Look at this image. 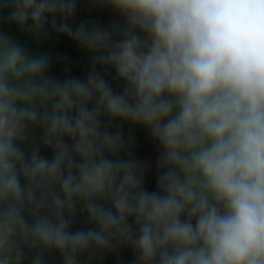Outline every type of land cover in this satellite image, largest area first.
<instances>
[{"label": "clouds", "instance_id": "1", "mask_svg": "<svg viewBox=\"0 0 264 264\" xmlns=\"http://www.w3.org/2000/svg\"><path fill=\"white\" fill-rule=\"evenodd\" d=\"M78 2L0 0V264H264V0H89L124 23L74 26ZM5 25L67 37L85 78Z\"/></svg>", "mask_w": 264, "mask_h": 264}, {"label": "trees", "instance_id": "2", "mask_svg": "<svg viewBox=\"0 0 264 264\" xmlns=\"http://www.w3.org/2000/svg\"><path fill=\"white\" fill-rule=\"evenodd\" d=\"M81 21H89L91 23H98L100 26H106L113 22V13L111 10L105 7H92V8H80L77 9V13L73 19L74 26L79 24ZM121 23V22H120ZM4 30L7 31L14 38L19 40L21 44L32 55H37L42 52H48L53 57V64L50 70V74L58 79H63L66 75L78 78H85L87 71L90 67L91 57L80 50L70 39L63 36H57L54 31L46 39L36 42L34 37L24 35L16 29L15 26H4ZM62 57L65 59V63H56V58ZM68 68V72L64 71V68ZM109 79L118 88L122 87V83H117L115 80V74L109 73ZM120 122H113V128L117 126ZM123 132L127 138L128 134L131 133L135 138L145 136L147 133L139 127L133 128L130 124H123ZM39 133H37V136ZM132 151L134 154L141 159H147L150 155V150L147 145L143 143L134 144ZM48 158L51 154L46 155ZM153 182V175L150 173L146 180V184L150 185ZM50 264H58L59 257L52 254L49 257ZM120 258L113 255H106L102 264H119Z\"/></svg>", "mask_w": 264, "mask_h": 264}, {"label": "rangeland", "instance_id": "3", "mask_svg": "<svg viewBox=\"0 0 264 264\" xmlns=\"http://www.w3.org/2000/svg\"><path fill=\"white\" fill-rule=\"evenodd\" d=\"M92 7H105V8H108L113 13L114 21H118V22L124 23L123 18L120 17L119 14L116 13L114 10H112L110 7L91 4V3H89V0H79L77 9H80V8H92ZM135 143H144V144H146L149 147L150 155H149V157L147 159L151 160L153 162V165H154L156 157L158 155V146L156 144H154L150 140V138L148 137V134L145 137L137 138L135 140ZM41 154L46 156L47 154H51V151L42 147L41 148ZM151 173L153 175V182L150 185L146 184V187H148L149 189H152L155 186V171H154V168H153V171ZM78 222H79L78 226H83V227L87 226V225H85L83 223V217H78ZM106 255L107 254H105V256ZM119 257H120L119 264H129V262L132 259V253H131V251L129 249L122 248V249H120ZM94 263H98V262H93V264Z\"/></svg>", "mask_w": 264, "mask_h": 264}, {"label": "crops", "instance_id": "4", "mask_svg": "<svg viewBox=\"0 0 264 264\" xmlns=\"http://www.w3.org/2000/svg\"><path fill=\"white\" fill-rule=\"evenodd\" d=\"M94 264H98V263H94Z\"/></svg>", "mask_w": 264, "mask_h": 264}]
</instances>
